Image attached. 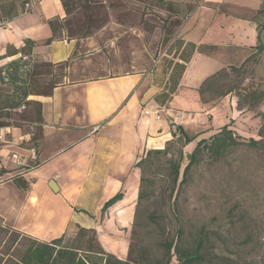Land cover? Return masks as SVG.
Segmentation results:
<instances>
[{
  "label": "crops",
  "instance_id": "obj_1",
  "mask_svg": "<svg viewBox=\"0 0 264 264\" xmlns=\"http://www.w3.org/2000/svg\"><path fill=\"white\" fill-rule=\"evenodd\" d=\"M262 8L264 0L17 3L0 25V128L8 131L0 177L19 170L2 164L4 151L26 156L34 146L38 158L1 183L2 224L43 241L72 224L93 228L125 260L144 152L163 148L177 126L195 137L193 150L235 124L234 112L247 113L232 91L204 100L200 89L249 61Z\"/></svg>",
  "mask_w": 264,
  "mask_h": 264
},
{
  "label": "rangeland",
  "instance_id": "obj_2",
  "mask_svg": "<svg viewBox=\"0 0 264 264\" xmlns=\"http://www.w3.org/2000/svg\"><path fill=\"white\" fill-rule=\"evenodd\" d=\"M261 20L262 49H256L241 67L212 80L203 95L204 100H211L231 89L248 108L244 115L233 113L237 122H231L230 129L237 143L221 155L209 151L198 155L186 183L175 190V200L170 199L172 175L166 158L160 157L147 168L150 198L137 224L126 233L132 251L126 261L136 263L142 257L144 264H163L165 240L174 238L191 248L205 227L210 235L208 254L199 264H264V147L248 143L251 138L264 137V18ZM255 91L262 100L252 98ZM215 123L219 126L222 121ZM167 143L168 157L176 160L182 154L183 170L193 146H181L175 139ZM78 230L72 224L67 232L73 237ZM171 264H177V259Z\"/></svg>",
  "mask_w": 264,
  "mask_h": 264
},
{
  "label": "trees",
  "instance_id": "obj_3",
  "mask_svg": "<svg viewBox=\"0 0 264 264\" xmlns=\"http://www.w3.org/2000/svg\"><path fill=\"white\" fill-rule=\"evenodd\" d=\"M28 2L29 0H0V20H3L4 17H13L16 14L17 3L24 6ZM67 11L70 12V8L67 7ZM263 18L264 8L259 10L255 17L259 25V43L255 47V51L256 49H262L261 19ZM51 25H54V23L51 22ZM232 69H237V67ZM224 71L226 70L218 72L203 83L200 89L202 97L206 91V86L210 85L212 80L219 77ZM173 90L172 88L169 89V91H163V94L165 93L169 97V94L173 92ZM231 91V89L226 90L221 95H225ZM251 96L258 101L263 99L261 93L258 91L253 92ZM238 106L239 108L244 107L240 99L238 100ZM172 139H175L181 146L186 147L195 137H191L182 127L177 126L173 132ZM236 143L237 140L236 137H234V132L230 129V124L224 125L212 136L202 138L197 142L183 170L182 154L179 159L176 160L168 157L170 153L169 143H167L164 148H151L146 150L136 163V167L141 171V177L133 224H137L141 209L150 198L148 189L151 186V182L146 176L147 168L153 165L157 160H160V157L166 158L171 171L170 199L172 200L175 190L178 192L182 185L186 183L189 170L196 162L198 155L205 151H209L216 156L221 155ZM248 143L264 147V137L260 140L251 138ZM24 187H26V184H24ZM120 198H122L121 193L108 200L102 211H106L109 206ZM175 205V203H171L172 207ZM78 228V232L73 237H70L68 232H66L62 236L50 241H43L24 235L20 231L0 223V264H144L142 257H140L136 263H133L132 261L120 259L105 250L99 241L95 229L82 226H78ZM209 240L210 235L207 233L205 227L200 229L197 242L195 246L191 248L181 245L180 242L175 241L174 238L165 240L163 245L165 263L163 264H171L173 258L177 259V264L201 263L202 260L206 258V254H208L207 242ZM130 253H132V251L129 249V254Z\"/></svg>",
  "mask_w": 264,
  "mask_h": 264
},
{
  "label": "built area",
  "instance_id": "obj_4",
  "mask_svg": "<svg viewBox=\"0 0 264 264\" xmlns=\"http://www.w3.org/2000/svg\"><path fill=\"white\" fill-rule=\"evenodd\" d=\"M0 25L4 26L5 22L3 20H0ZM24 107V106H23ZM144 113L146 115H153L155 118L159 119L161 118V110H150V109H145ZM8 131L3 130L0 128V142H4L7 139ZM29 154L24 156L16 151H4L1 154V162L3 165H6L7 163L11 162L17 165L19 170H17L14 173H11L9 176L6 178L0 177V183L5 182L6 180H11L17 176L23 175L28 169L29 163L30 162H35L37 161L38 158V151L36 147L32 146L28 149Z\"/></svg>",
  "mask_w": 264,
  "mask_h": 264
}]
</instances>
